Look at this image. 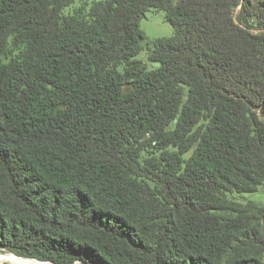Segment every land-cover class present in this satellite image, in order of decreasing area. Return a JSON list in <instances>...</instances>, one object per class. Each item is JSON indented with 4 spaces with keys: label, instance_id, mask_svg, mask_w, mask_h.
<instances>
[{
    "label": "trees",
    "instance_id": "16d2710c",
    "mask_svg": "<svg viewBox=\"0 0 264 264\" xmlns=\"http://www.w3.org/2000/svg\"><path fill=\"white\" fill-rule=\"evenodd\" d=\"M75 1L0 0V249L264 264V0Z\"/></svg>",
    "mask_w": 264,
    "mask_h": 264
},
{
    "label": "rangeland",
    "instance_id": "374dc122",
    "mask_svg": "<svg viewBox=\"0 0 264 264\" xmlns=\"http://www.w3.org/2000/svg\"><path fill=\"white\" fill-rule=\"evenodd\" d=\"M84 2L85 0H76L75 4L66 10V13L74 11ZM141 30L150 40L171 38L175 34V29L172 26V24L166 19L165 12L155 9H151L146 13L145 17L141 21ZM136 59L143 61L147 65L148 70H155L160 67L159 63L150 62L148 60L147 51L141 52L136 57ZM230 198L242 203H247L249 201H252L259 205H264V185L260 187L258 192L244 194V195L234 194V195H230ZM7 256L10 257L11 259L10 258L4 259V257ZM15 256L18 258H16ZM0 260L4 261V262H0V264H40L36 262H27V260L29 259L1 249H0ZM44 264H51V263L44 262ZM73 264H83V263L75 262Z\"/></svg>",
    "mask_w": 264,
    "mask_h": 264
},
{
    "label": "bare ground",
    "instance_id": "6f19581e",
    "mask_svg": "<svg viewBox=\"0 0 264 264\" xmlns=\"http://www.w3.org/2000/svg\"><path fill=\"white\" fill-rule=\"evenodd\" d=\"M13 256H14V255H13ZM15 257H16V256H15ZM15 257H13V258H15ZM5 258H6V259H9L10 257L7 256V257H4V259H5ZM16 258H18V257H16ZM10 259H11V258H10ZM20 259H22V258H20ZM27 262H35V261L27 260ZM36 263H37V262H36ZM40 264H41V263H40Z\"/></svg>",
    "mask_w": 264,
    "mask_h": 264
},
{
    "label": "water",
    "instance_id": "95a60500",
    "mask_svg": "<svg viewBox=\"0 0 264 264\" xmlns=\"http://www.w3.org/2000/svg\"><path fill=\"white\" fill-rule=\"evenodd\" d=\"M27 259H29V260H31V261H35V262H37V263L44 264V262H42V261H38V260H35V259H30V258H27Z\"/></svg>",
    "mask_w": 264,
    "mask_h": 264
}]
</instances>
